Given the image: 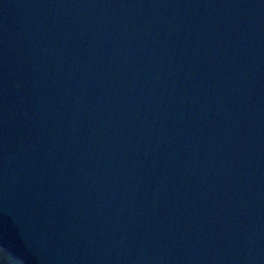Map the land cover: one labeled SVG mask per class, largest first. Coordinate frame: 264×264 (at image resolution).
<instances>
[{
	"label": "water",
	"instance_id": "1",
	"mask_svg": "<svg viewBox=\"0 0 264 264\" xmlns=\"http://www.w3.org/2000/svg\"><path fill=\"white\" fill-rule=\"evenodd\" d=\"M0 247L264 264V0H0Z\"/></svg>",
	"mask_w": 264,
	"mask_h": 264
},
{
	"label": "rangeland",
	"instance_id": "2",
	"mask_svg": "<svg viewBox=\"0 0 264 264\" xmlns=\"http://www.w3.org/2000/svg\"><path fill=\"white\" fill-rule=\"evenodd\" d=\"M0 264H20L11 254H8L7 251L0 247Z\"/></svg>",
	"mask_w": 264,
	"mask_h": 264
}]
</instances>
